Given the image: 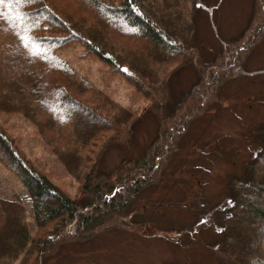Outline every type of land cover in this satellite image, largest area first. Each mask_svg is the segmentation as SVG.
<instances>
[{"label":"trees","instance_id":"1","mask_svg":"<svg viewBox=\"0 0 264 264\" xmlns=\"http://www.w3.org/2000/svg\"><path fill=\"white\" fill-rule=\"evenodd\" d=\"M210 0H10L0 4V112L31 120L46 144L80 183L72 198L18 147L0 124V161L18 174L26 205L0 196V264H45L70 242L89 244L111 229L143 230L135 199L158 184L191 122L217 103L225 82L249 73L253 49L264 38V0H253L246 28L221 40L206 61L196 17L209 20ZM81 41L123 73L150 102L157 133L142 155L101 169L112 147L131 150L141 116L111 100L58 51ZM192 66L197 80L176 98L172 77ZM243 177L198 223L220 233L208 244L218 264H264V130L256 136ZM206 206V204H203Z\"/></svg>","mask_w":264,"mask_h":264},{"label":"rangeland","instance_id":"2","mask_svg":"<svg viewBox=\"0 0 264 264\" xmlns=\"http://www.w3.org/2000/svg\"><path fill=\"white\" fill-rule=\"evenodd\" d=\"M210 2L211 19L201 14L196 17L197 43L206 61L220 52L221 40L236 37L246 28L253 6V0ZM58 53L111 100L141 116L132 149L110 148L101 169L117 168L124 159L142 155L158 127L146 97L81 41H69ZM248 69L249 73L223 84L217 103L189 125L162 180L135 199L132 207L146 220L142 231L111 229L89 244L66 243L45 264H218L208 244L220 233L201 227L197 217L229 196L230 180L245 175L257 147L256 136L264 130V38L253 49ZM196 80L192 66L180 69L172 77L176 98L188 92ZM0 124L56 186L72 198L81 196L79 181L31 120L17 112H0ZM0 196L17 197L25 203L30 232L35 234L25 186L16 171L1 161Z\"/></svg>","mask_w":264,"mask_h":264},{"label":"snow or ice","instance_id":"3","mask_svg":"<svg viewBox=\"0 0 264 264\" xmlns=\"http://www.w3.org/2000/svg\"><path fill=\"white\" fill-rule=\"evenodd\" d=\"M7 2H10V0H0V4H4V3H7Z\"/></svg>","mask_w":264,"mask_h":264}]
</instances>
